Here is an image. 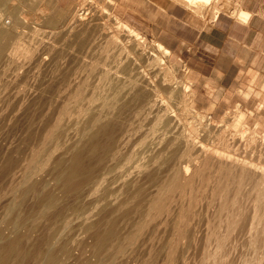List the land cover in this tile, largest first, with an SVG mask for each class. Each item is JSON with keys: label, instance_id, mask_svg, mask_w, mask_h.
Returning a JSON list of instances; mask_svg holds the SVG:
<instances>
[{"label": "bare ground", "instance_id": "obj_1", "mask_svg": "<svg viewBox=\"0 0 264 264\" xmlns=\"http://www.w3.org/2000/svg\"><path fill=\"white\" fill-rule=\"evenodd\" d=\"M181 1L185 4L188 2L189 6H211L217 0ZM218 12L215 11L213 18ZM235 13L241 19L250 18L242 8L235 10ZM84 17L83 14L79 19ZM12 34L10 29L1 27L0 51L4 52ZM127 34L133 38L141 37L134 30ZM120 36L114 34L107 37L110 41L105 44L107 47L104 45L103 51L104 57L110 58L118 67L103 70L97 77L94 74V85L85 94L80 93L82 96H79L77 103L74 106H69L70 102L58 104L54 122L42 126L39 134L51 138L54 151L49 155L44 154L46 147H43L42 139L35 144L28 157L15 163L14 167L19 168V173L0 197L3 202V211L0 208V264H120L129 259V253L135 252L146 239L151 245L148 246L147 255L142 256V264H156L159 258L160 264H177L179 255L194 244V233L202 224L201 211L204 208H197L200 195L191 194L195 192L194 182L199 180L206 187L207 181L215 179L213 170L216 173L221 171L222 178L232 181L226 186L225 199L218 204L217 213L222 217L218 230L212 229L216 232L212 237L216 247H210L213 251L208 252L206 258L213 264L227 263L230 259L229 245L239 233L244 234L249 248L260 254L259 250L264 249L263 166L260 169L253 167L254 163H241L244 158L238 159L233 155L236 152L227 150L232 141L242 143L243 136L238 140L231 135H219L218 143L228 146L217 149L215 146L212 149L213 145L211 149L207 148L201 136H209L206 133L208 128L204 131L185 116L178 117V112L182 115L185 112L182 101L190 93L175 79L172 67L166 64L164 56L171 54V51L158 43V53L157 49L146 47L139 38H134L136 41L131 45L127 39H123L128 36ZM110 43H115L111 48L113 52L107 51ZM148 70L158 81L148 76ZM165 94H169L168 98ZM169 101L172 105L175 102L177 108L174 109ZM186 104L189 103L185 102V107ZM181 120H185L184 123ZM114 123L117 126L116 136H113ZM70 137V141H67ZM55 151H59L56 157L53 156ZM249 182L255 193L253 214L244 223L239 198L245 193L244 186L246 190L245 184ZM184 183L191 190L185 188L181 194L179 190L176 196L170 193ZM231 185H234L232 194L229 192ZM152 188H156L153 195L150 194ZM212 194L215 195L214 190ZM148 195L151 197L148 198ZM30 199H33L32 203ZM208 202L207 206L210 205ZM219 226L224 227L223 232L219 231ZM157 241L159 248L154 244ZM74 246H77L79 253L75 252ZM120 254L125 259H120ZM260 258L255 255L252 261L248 259L243 264L263 263L264 260Z\"/></svg>", "mask_w": 264, "mask_h": 264}, {"label": "rangeland", "instance_id": "obj_2", "mask_svg": "<svg viewBox=\"0 0 264 264\" xmlns=\"http://www.w3.org/2000/svg\"><path fill=\"white\" fill-rule=\"evenodd\" d=\"M217 1H215V3L213 2L214 5L212 4L211 6H205L203 4H200V6L204 8L203 12L197 11L192 6H188V5L186 6L192 9L195 13H198L200 16H203L206 22H210L214 19L213 14H215V11L226 12L234 15L236 13H233L231 10L235 12V10L241 9L239 6L240 0H223V1L221 0V3L220 0L218 2ZM225 2L227 3V5ZM222 3L223 5H221ZM81 13H83L85 17L79 19L80 17H83V14L81 15ZM77 20H79L80 22ZM95 23L97 24L95 25ZM79 24L82 25L80 26ZM103 25L107 27V28L105 27L106 31L109 28L107 32L104 30ZM1 27L10 29L13 34L11 35L10 39L8 40V43L6 44L3 50L4 52L0 51L1 53H3V54L0 53V78H1L0 79L1 81L0 82L1 85L0 86V109H1L0 110V172H1L0 184L2 183L1 184L2 186L0 187L1 188L0 197L6 191L9 184L12 182L11 180L13 179V177H16L17 174L19 173L18 171L19 168L14 167L15 163L16 164L20 163L21 161L24 160V158L28 157L29 153L33 152L32 149L35 147V144H37L39 141L41 142V140L44 139L43 147H46L44 150V154L49 155L51 151H54L51 145V141H52L51 138L45 137L39 133L42 126L45 123L51 121L54 122L58 104L60 103L69 104L70 102L71 104H69V106H74L77 103L76 101H78L82 96L81 94L82 93L85 94V92H87V90H89L91 86L94 85L95 81L93 80L100 75L99 73L104 72L103 70L107 71L108 69L111 70V69H116L118 67V66L116 67V64L113 63V61L110 58L104 57V52H103L105 50L104 45L110 41L107 39L111 35L114 34L117 36H120L121 34L125 35V36L121 35L120 36L121 38L128 36V38H123V39L124 40L127 39V43L131 45L134 44V41H136V39L139 38L140 41L141 40L143 41L142 43H144L145 46L147 45L146 47H150L154 50L157 49L156 46L158 44V42L155 39L134 29L133 27L129 26L126 22H124L122 19L118 18L113 12V2L111 0H68L66 2L64 1L60 2L59 0H0V29ZM130 30H134L136 32V35H139L141 37L135 36L134 38L136 39H134L133 37L127 34ZM104 34L106 36H104ZM101 37L103 38L101 39ZM111 45L113 46L111 47ZM114 46L115 43L112 44L110 43L107 48V51L113 52L112 49ZM156 51L159 53L158 49ZM161 55L164 56L165 54L164 55L160 54V56ZM164 58L167 66L170 68L172 67L171 70L172 73H175L174 74V77H176L175 79H178L177 81L183 84L184 88H187L189 91L188 93H190L189 96H187V99H185L184 102L182 101L183 103L182 108L183 107L185 108L182 110L185 112H183V115L178 112L179 114L178 117L185 116V119L188 118V120L194 121L195 124H198V127L199 128L201 127V129H203L204 131L206 130V128H208L206 130V133L208 132L207 134H209V136L202 135L203 137L201 136V141L202 143H204V145H207V148L210 149L213 145L214 146L212 147V149L215 148V146L216 149L220 148L219 146H221V148L228 146V144L224 145L218 143L217 139L220 136H224L227 134L236 137L238 140H241L240 137L245 136L244 138L242 137V143L238 140H237L238 142L236 141H234V143L233 141L232 143L230 142L229 146L230 145L231 146L230 147L228 146L229 148L227 147V150L229 149L230 151L236 152V154L233 153V155H235L234 157H238V159L244 158L242 159V161H240L241 163L243 161H246L250 164L254 163L252 164L253 167L256 166L262 169L263 166L264 169V141H263L264 122H262L259 117L261 114L259 112L255 114L253 110H246L245 108H243L241 104H234V103H228L224 111L221 112L220 114L218 113L217 115L212 114L215 104H212L210 108L200 109L196 105L195 91L193 89L192 78L189 68L186 65L185 61L182 60L177 54L173 52L168 55L166 54V57L164 56ZM147 72L149 73L148 76H151L152 80L157 79L158 81L157 77L155 76L153 77V73H150L149 70ZM94 74L96 77L94 76ZM85 82L89 86H87ZM79 88H82V90ZM71 93H74V95ZM78 93L81 94L79 95ZM253 93H254L253 86L250 85L248 87V94L246 95L248 96ZM165 96L168 98L169 94H165ZM219 96L220 93H218L217 95L216 102L220 101ZM185 102L189 103L186 104V107H185ZM169 103L171 104V101H169ZM174 105L172 106L175 109L176 106ZM259 107H261V105L258 106V109ZM52 108L54 109V113ZM41 112L44 114V116ZM232 113H234L235 115ZM181 121L182 123H184L183 121L185 120H181ZM115 123H114L115 128L113 129V136H116L117 134V129H116L117 126H115ZM70 139L71 137L67 138L66 140L70 141ZM237 143L241 145H238ZM58 154L59 151H55L53 156L56 157ZM246 158L248 159L246 160ZM250 160L252 161L250 162ZM209 165L210 164H208L207 166ZM3 169L4 171H1ZM48 170L49 173H52L51 169ZM164 173L165 172H163V174ZM213 174H215L214 175L215 179L210 180L212 182L207 181L208 183L211 184H208L206 182L208 184L207 185L204 182L207 189L204 186V184H201L199 180L198 181L196 180L194 182L193 189L196 193L192 191L191 194L193 193L192 195H197V197L200 195V199L198 197L197 208L201 210L204 208L203 211L198 209L199 211H201V215L203 214L202 222H201L202 224H199L200 226H198L199 227L197 228L198 230L196 229V231L200 233L197 232L194 233V238L192 242L194 243L193 245L196 248H194L193 245L192 246L190 245L186 250H184L183 251L184 254L181 253L179 255L180 258L177 259L178 260L177 264H196V263L213 264L211 260L206 258L205 255H207L208 252H212L213 251L212 249H215L216 247L213 239L215 231L213 230L214 229L218 230V225L221 220L220 217H222V215L220 216L219 213H217L219 210L218 204L222 203V201L225 199L224 194L227 191L226 186L229 183V181L230 182L232 181V180L227 181L226 178H222L223 173L221 171L216 173L215 170H213ZM197 182L199 185L197 184ZM247 184L245 185L247 186L246 190L248 192L245 190V186L243 192L249 194V196L243 193L240 196L241 199L239 198V202H240L239 206H241V209L243 207L242 210L243 212H241L240 214L244 219L241 217L240 218L244 223L246 220L249 221L252 217L253 214L252 201H254L253 198L255 196V193L252 192L253 189L251 187L252 185H250L251 182ZM201 187L204 189H202ZM185 188L186 189L189 188L188 190H191L190 186L184 183L182 185H179V187L174 189V191L172 190L170 193L172 195H175L180 190L178 193L181 194V192L184 191ZM249 188H251V190ZM212 189L214 190L215 195L212 194L213 193ZM232 189H234V185L233 186L231 185V190H229L230 194L233 193ZM152 190L153 191H151L150 193L151 195H153L156 192V188H152ZM206 194L209 195L207 196ZM151 195L150 196L148 195V198H150ZM230 197H233V195H230ZM247 197L248 198L250 197L251 199L250 198L248 199ZM213 198L216 200H214ZM247 200H249L248 205H247L248 203ZM30 202L32 203L33 199H30ZM207 202L208 204L210 203V205L211 204L212 205L207 206L206 205ZM2 203L3 202H1L0 204V208ZM212 207H215L216 210L213 209ZM244 210H246V212ZM248 210H250V212H248ZM1 211H3L2 208ZM213 211H215L214 212L215 215H213ZM248 216L251 217L249 218ZM200 229L203 230V233L201 232L202 230L200 231ZM219 231L223 232L224 227L219 226ZM235 237L239 241L235 239ZM235 237H233L232 242L229 245V250H228V254L230 257L229 261L227 263L224 262L221 264H231V263L236 264L237 262L238 264L239 263L243 264L248 259L252 261L255 255H257L259 258L261 257L260 258L261 260H264V255H262V253L264 252L263 248H262L263 252H261L262 249H260L259 250L260 254H259L258 252H255L253 249L249 248V245L247 244V239L245 238L244 234L239 233L236 234ZM148 242H149L148 239L144 240L141 243L144 244V246L140 244V246L135 252H133L132 254L129 253L130 254L129 259L127 258L125 262H121L120 264H142V258L144 257V255H147L149 247L151 245V243ZM245 242L248 246L246 244L244 245ZM154 244L156 248H159L160 243H158V241L157 243L154 242ZM75 245H77V243H75ZM74 247H75L74 249L75 252L79 253V250H77L76 248L77 246ZM210 247L212 249H210ZM143 248L146 249H144L143 251ZM238 249L240 251H238ZM201 252L203 253L201 254ZM229 252L230 253L232 252V254H230ZM86 254L88 255V249L86 251ZM187 254H189V256ZM234 254L235 255L237 254V256H234ZM186 255L187 257H185ZM193 255H194V259H193ZM245 256H247V258ZM184 257L187 259H185ZM121 258L125 259V257L122 256V254H120V259ZM93 260L95 259L93 258ZM232 260L234 261V263ZM184 261L185 263H183ZM160 262H161V258L158 259L156 264L157 263L160 264ZM253 264H258V263L253 262Z\"/></svg>", "mask_w": 264, "mask_h": 264}, {"label": "crops", "instance_id": "obj_3", "mask_svg": "<svg viewBox=\"0 0 264 264\" xmlns=\"http://www.w3.org/2000/svg\"><path fill=\"white\" fill-rule=\"evenodd\" d=\"M111 1L118 18L185 61L200 109L215 104L217 115L228 103L241 104L264 122V0H240L248 19L219 12L210 22L181 0ZM250 85L254 93L247 96Z\"/></svg>", "mask_w": 264, "mask_h": 264}]
</instances>
